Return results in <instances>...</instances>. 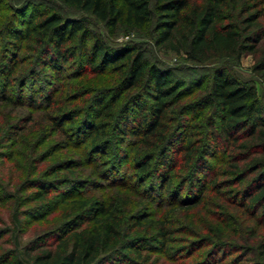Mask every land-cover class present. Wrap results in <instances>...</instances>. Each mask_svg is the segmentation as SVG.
Wrapping results in <instances>:
<instances>
[{
	"label": "trees",
	"instance_id": "trees-1",
	"mask_svg": "<svg viewBox=\"0 0 264 264\" xmlns=\"http://www.w3.org/2000/svg\"><path fill=\"white\" fill-rule=\"evenodd\" d=\"M59 1L82 15L48 13L27 0L23 11L16 14L25 17L30 9L29 23L5 30L10 36L5 59L19 64L18 51L28 41L36 54L26 73L48 66L59 77L64 65L75 68V73L66 76L80 80L67 85L75 90L67 100L69 105L48 93L38 107L45 110L43 126L53 129L40 136L36 148L56 134L41 160L57 151L63 153L43 171L54 179L43 181L28 195V202L34 204L29 211L36 220L51 208L69 201L72 204L48 231L3 253L0 264H152L153 253L168 258L185 250L188 257L204 247L198 260L178 264H223L228 256L231 258L225 264H264V231L259 232L264 226V112L255 86L230 72L232 65L250 55V71L264 90V0ZM89 16L110 35L133 38L107 43L88 29ZM151 49L177 58L182 65L173 68L151 61L147 56ZM206 65H210L207 79H185L176 73L187 66L202 70ZM6 68L2 63L0 103L11 104L13 97L4 92L11 75ZM99 75L110 76L105 85L91 82L90 87H83L88 76L94 79ZM26 80L22 77L20 81ZM194 92L200 94L189 99ZM76 116L81 117L78 123ZM205 117L208 130L197 139L200 120ZM32 120L34 114L30 113L6 127L14 130L17 138ZM82 128L89 140L80 135ZM114 140L117 145L113 149ZM69 147L74 150L67 151ZM218 152L222 153L221 167L213 175L227 176L229 186H236L221 193L232 202L234 213L214 215L201 196L179 201L182 210L186 205L202 207L195 215L185 213L191 229L184 226L176 232L190 237L174 250L168 244L175 231L166 215L154 217L147 213L146 205L135 211L120 209L117 198L108 195L80 202L72 196L76 187L87 183L84 167L91 165L99 174L106 164L115 170H107L115 174L114 181L124 187L123 177L130 170L129 175L140 185L159 175L158 185L163 190L170 172L182 169L189 180L200 177L199 190L202 184L219 189L215 179L205 182L211 169L207 158ZM100 153L110 157L101 158ZM122 162L127 169L118 173L117 165ZM90 183L96 185V181ZM150 190L149 183L144 193L150 194ZM53 193L60 199L51 207ZM19 203L15 200L12 215L15 237L21 224ZM231 222L243 227L229 225V229L226 225ZM49 238L52 240L47 242Z\"/></svg>",
	"mask_w": 264,
	"mask_h": 264
},
{
	"label": "rangeland",
	"instance_id": "rangeland-1",
	"mask_svg": "<svg viewBox=\"0 0 264 264\" xmlns=\"http://www.w3.org/2000/svg\"><path fill=\"white\" fill-rule=\"evenodd\" d=\"M26 1L27 0H0V67L4 62L7 67H9L6 69L11 75L8 80V86L6 90L4 89V92L11 95L14 99V102L11 104L0 103V256L7 250H13L17 245L22 246L35 236L48 231V229L52 228L53 225H56L61 219H63V216L69 212L67 210L72 204V202L69 201L65 202V204L56 206V208H51L49 210L50 212H47V215L43 218H39L38 220H36L35 216H33L29 211V208L34 205L33 203L28 202L29 193L37 190L39 185H42L41 183L43 181L49 182L54 179V176H44L43 171H45L46 168L53 163L54 159H56L59 154L61 155L63 153V151H57L54 156L46 158L43 161L41 160L43 155L50 150L49 148H46V145L51 142L54 143L53 140L56 139V134L47 140L45 144L36 148L37 143L41 139L40 136L43 135V133L45 135L46 133L51 132V129H53L50 128V125H46L45 127L43 126L45 125L43 122L45 110L38 107H42L44 104L42 97L48 93H53L55 98L62 100L63 105H69L70 102L67 100L74 96L75 90H70L67 85L76 83L80 80L66 78L67 75L75 73V68H71L69 65L63 66L62 70L58 73L59 77H56L53 69L48 66L42 68L41 66H38L36 72L26 73V69L31 67L33 57L36 54V50L33 49V44L28 41L23 42L25 46L18 51L17 58H19V64H15L13 60L10 61L5 59V57H7V47L5 46H7V39L8 41L10 39L9 34H6L5 32L6 28H21L29 23L28 19L32 12L30 9L25 17L19 16V18L16 14L17 11L20 12L22 10ZM32 2L35 7H39L48 13H57L58 15L68 17H80L82 15L80 12L68 10L59 0H32ZM88 19L91 20L88 24L90 32L98 35V37H101L107 43H123L133 38V35H110L108 30L105 29L101 23L97 22L90 16ZM22 22H24V24H21ZM9 47L10 44L8 43V48ZM147 56L151 61L160 65L170 66L173 68L180 67L182 65L177 58L160 53L156 49H151V51L147 53ZM252 62L253 59L250 55L244 56L239 63L231 66L230 72L239 80L251 83L255 86L260 105L264 112V90L260 81L250 71ZM182 67H185V65ZM209 69L210 65H206L202 70L201 68L198 70L195 67L193 68V66H187L185 69H181L176 73L178 76L185 79H193L200 76L203 79H207L210 75ZM1 75L2 74H0V76ZM3 77H5V73L3 74ZM22 77H25L27 80L21 82L20 80ZM109 78V75H99L94 79L88 76V81L83 87H90L88 85H90L89 83L91 82L93 83L92 85H105L107 83L106 80ZM61 84L63 86H61ZM1 91H3V88H1L0 85V92ZM198 93L199 92H194V94L188 98H193ZM76 103L77 104L75 105H85L80 104L79 102ZM30 113L34 114L35 121H30L26 125L25 131H22L19 135L17 134L18 136L15 138V134H13L14 130L6 127V124L8 126L13 125L17 123V120L24 119ZM80 120V116H76V118H74L75 123H78ZM200 123H202L201 128H199L198 132H196L197 139H200L203 132L208 130V128H206V117L205 120L201 119ZM68 124L69 122L65 123V125ZM84 130L85 129L82 128L79 133L80 135H84V140H87L88 138L85 136L87 132L84 133ZM112 144V148L114 149L117 142L114 140ZM68 150L73 151L74 148L69 147L67 151ZM111 151V148H109V154ZM109 154L102 155L100 153L99 156L101 155V158L108 159L110 157ZM96 155L98 156V153ZM221 156L222 153L218 152L212 157L207 158L211 169L207 172V179L205 180V182L209 183V181L215 179V181L219 182V189H214L208 184H202L203 189L202 191L199 190L198 187L201 185L200 177L195 176L189 180L188 177H186L188 173L182 169H174L170 172L169 177L165 180L163 190H161L158 185L160 183L159 175H152L149 180L140 185L139 182L133 178V176L129 175V173H132L130 170L129 173L127 171L126 176L123 177L125 179L126 186L124 187L114 181L115 174H111L110 171H107L109 168H112L106 164L100 167L102 170L99 174L98 169H93L91 165L84 167L83 169L87 175L85 178L87 183L83 186L76 187V189L72 191V196H75V201L80 202L81 199L86 197L92 196L102 198V196L108 195L117 198L120 209L135 211L140 205H146L145 210L147 209L146 211L148 214H154V217H158L161 214L164 216L166 215L173 223L171 225L172 228H170L175 231L171 235L172 237L170 238V243L168 244L170 247L172 246V250H174L183 245V241L181 240L186 238L188 239L190 237V235L176 232L181 230L184 226H186L189 230L191 229L192 223L189 222V217L185 213L195 215L196 212L201 211L200 208L202 207H192L186 205L185 211L180 208V204H178L179 201H191L201 196L202 200L209 202L207 209L214 215L221 214L224 211L226 213H234L232 202L227 200L223 194L227 190L233 189L236 186H229V181H227L229 177L227 176L220 175L216 177L213 175L214 170L221 167L218 162ZM117 167L119 169L118 173H123L127 169L125 162H122L121 166L117 165ZM111 171L115 170L112 169ZM90 181H96V185L92 186L93 183H90ZM149 183L151 185V192L150 194H147L144 193V191L145 187ZM32 185L34 186L29 188V186ZM169 190H171L170 195ZM18 199L20 202L18 207L21 224L16 233L17 236L15 237L12 215L15 200ZM59 199V196H56V193H53V197L51 198V207H54V203H57ZM229 225L230 228H236L238 226H240V228L243 227V224L239 223L238 225L234 224V222L227 224L226 227L229 228ZM261 231H264V226L259 229V232ZM51 240L52 238H49L47 239V242H50ZM204 249L205 247L196 249L192 251L188 257H186L188 252L185 250H182L177 255L173 254L174 256H169L168 258H165V256H162L159 253H153L151 254L152 264H178L181 262L191 263L196 261V259H199L198 255ZM230 258L231 256L223 258L222 263H227Z\"/></svg>",
	"mask_w": 264,
	"mask_h": 264
}]
</instances>
